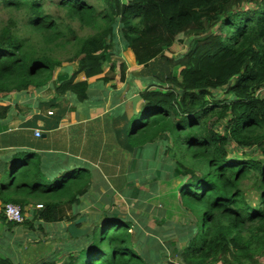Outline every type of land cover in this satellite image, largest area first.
Masks as SVG:
<instances>
[{
	"label": "trees",
	"instance_id": "trees-1",
	"mask_svg": "<svg viewBox=\"0 0 264 264\" xmlns=\"http://www.w3.org/2000/svg\"><path fill=\"white\" fill-rule=\"evenodd\" d=\"M45 2L62 14L46 12ZM0 8L24 13L29 28L27 36L19 33L12 15L0 25L3 94L43 89L59 67L55 93L94 103L103 94H91L87 79L103 73L117 51L115 44L128 47L139 65L163 59L167 67L152 72L138 91L139 109L118 118L117 138L111 141L117 142L121 163L131 160L132 171L141 161L138 156L145 159L149 149L172 140L163 155L170 152L177 162L172 171L181 177L172 195L187 220L177 225L178 240H183L182 246H173L178 261L168 264L264 261V98L257 94L264 86V0H0ZM73 21L93 32L77 35ZM186 36L191 39L181 54H166L183 50ZM60 48L72 50L65 61L74 69L62 68L55 55ZM114 66L110 61L109 69ZM125 69L121 61L122 82ZM79 73L83 79H76ZM110 79L104 74L96 85ZM237 149L242 153H235ZM185 156L189 163L182 160ZM40 163L38 154L21 151L0 161L2 205L13 202L24 212L32 195L42 207L24 224L74 221L62 206L80 201L91 187V171H96L84 163L43 178ZM152 163L141 162L144 167ZM118 171L103 172L111 175L114 190L127 179V170ZM96 218L88 233L75 237L80 239L70 245L74 252L66 259L49 257L33 264H148L150 241L141 237L133 218L103 208ZM0 220L17 224L2 215ZM166 256L163 252L153 264ZM0 264L17 263L0 254Z\"/></svg>",
	"mask_w": 264,
	"mask_h": 264
},
{
	"label": "rangeland",
	"instance_id": "rangeland-1",
	"mask_svg": "<svg viewBox=\"0 0 264 264\" xmlns=\"http://www.w3.org/2000/svg\"><path fill=\"white\" fill-rule=\"evenodd\" d=\"M89 1L95 2V0ZM45 11L54 15L62 14L59 7H57L56 5H48L47 2H45ZM13 12L7 8H0V25L5 22L7 16H15L18 23L17 26L20 29L19 33L27 36L28 31L26 30H28L29 28L27 29L24 26V13L15 11ZM73 23L77 30V35L79 36H84L93 32L91 28L84 26L80 27L76 21H73ZM32 39H35V37H32ZM190 39L191 36H186L183 38V50L174 54H166L169 56H177L181 54L188 46ZM115 46H118L117 51L104 65V71L102 74H108L109 76H111V80L109 82L110 84L120 86L123 83L120 80L119 63L121 61H124L126 63V69L124 71V77L126 79L124 81V87L122 90L126 88L129 90V93L126 95L124 101L126 106H128L130 109L132 108V111H137L142 103V100L139 97L137 98L138 91L142 89L151 79L152 72L158 71L157 69L161 67H167L166 63H164L163 59L161 58L157 59L156 62L149 63L146 66L136 64L134 59H132V63L130 62V54L132 58H134L132 51L120 42L119 44H115ZM69 49L70 48H67V50L60 48L57 52H55V55L63 61L61 64L62 67L69 66V68L71 69V65H69V63L65 61L66 57L72 53V50ZM127 49L130 52L128 61L125 59V52ZM112 60L115 66L114 69L110 70L108 68V65ZM70 64H73V66H75L74 62ZM58 69L59 67H56L54 72H56ZM53 85L54 84H49V86L45 90L47 96L55 95ZM124 91L127 92V90ZM220 94L221 92H219V95ZM124 95L125 93L122 95V98H124ZM226 96L227 94H225L223 97ZM87 140L96 143V145L99 147V158L102 161L107 157L109 153L111 154L117 149L116 143L112 142L111 140L106 141L105 139L100 138L99 136L95 135L94 131L89 132ZM170 145H172L171 138H169L167 142L159 144L157 147L158 149H149L150 152L146 153L147 157L145 158L144 162L147 163L149 160V162H153V165H148L144 170H142L141 167H137L136 169L132 170V172H134V176L131 178V185H133L134 187L131 190L137 194L136 196H133V201H128L127 197H125L126 199L122 198L124 196L120 195L122 194L120 191H108L105 190L104 186H100L98 188L93 185V183H91V187L88 190V196L89 199L95 201L92 202L93 205L87 207L89 208V213H87L88 217L83 218L80 222L82 226L85 228L87 227L89 231L95 220L97 219L96 217L98 216V212L102 208L107 211L115 209L121 215L130 214L128 216L133 218L134 224H136V226L141 228L142 230L141 237H144L143 239H146L147 242L150 241L147 245L150 250L148 264H153V259L161 255L163 252H166L167 256L162 257L161 264H168L169 262L178 261V255L175 253L173 246H182L183 240H178L179 232L177 225L179 222H185V219L187 220V218L184 219V217L180 216L181 210L178 208L175 201L177 196L175 197L172 195V188L175 184H177L181 176L175 175V173L172 171V168L177 163L175 161V157L171 156L170 152H167V155H163L164 149L167 147H171ZM235 153L240 154L242 153V150L237 149L235 150ZM143 158V155L137 157L138 160H142ZM182 160L186 163L190 162H187V156H185ZM92 164L93 162L87 160L84 165L89 169L96 171ZM168 167L171 171L168 169ZM98 172L100 173V170H98ZM98 172L96 171V173L93 174V172L91 171L92 178L97 177ZM117 172L119 171L117 170ZM8 174L9 172L7 173V175ZM100 178H103L105 182L109 179L107 175H105V177L103 175H100ZM91 182H95V180ZM244 182L248 183L249 181L245 180ZM140 186H143L144 188L149 187L150 190H155L153 198L150 202L149 210L143 209V206L140 204L142 199V195H139L140 190L142 189H138L140 188ZM136 189L138 190L136 191ZM96 191H99V193L95 196L94 194ZM249 193L251 194V196L249 197L253 198L255 195L254 190L251 189ZM134 201L135 204L133 203ZM65 209H67V206L63 205L62 212H65ZM134 219H137V221H135ZM65 222L62 221L60 223ZM58 223L59 221L49 222L46 223V225H37L36 223H32L31 225L26 223L25 225L17 224L14 225L15 227L19 228V231H17L18 235L16 236L12 234L13 226L2 227V230L0 229V254L10 256L17 264H33L38 259H49V257L54 258L58 262L63 261L64 259H66L68 254L74 252L69 250L70 245H77L78 239L80 238H69V236H67L68 233L65 231L66 228H64L63 224H59L58 226ZM88 231L86 233H88ZM57 232L60 234H57ZM11 244H13V246ZM72 250H75V247L72 248ZM215 264L226 263L218 261ZM259 264H264V261L261 259V262Z\"/></svg>",
	"mask_w": 264,
	"mask_h": 264
},
{
	"label": "crops",
	"instance_id": "crops-1",
	"mask_svg": "<svg viewBox=\"0 0 264 264\" xmlns=\"http://www.w3.org/2000/svg\"><path fill=\"white\" fill-rule=\"evenodd\" d=\"M125 53V59L128 61L130 52L127 49ZM130 57V62L133 63L132 59L134 58H132L131 54ZM59 69L53 73L50 85H55L53 80ZM103 75L101 73L87 79L90 83V90H92L91 94L94 92L95 94L99 93V95L103 94V99H99V101H95L94 103L93 99H86L85 101L74 100L70 94L61 96L54 93L55 95L53 96H47L45 90L49 85L43 89L30 87L20 92L0 93V106L5 107V110L0 108V161H3L5 157H10L15 152L21 151L24 154L34 152L39 155V159L41 160L40 173L43 178H46L54 176V173L60 172L67 167H80L87 160H90L93 162L92 166L94 169L97 172L100 170L101 173L98 172V176L92 178V181L95 180V182H92L93 185L98 188L104 186L105 190L108 191H120L122 193L120 195L124 196L122 198L126 199L125 197H127L128 201H133V196L137 194L131 190L134 187L131 185V178L134 176V172L130 170V166H132L131 160L121 163V155L117 159L119 154H117L116 149V151H113L111 154L109 153L102 161L99 158V147L96 143L87 140L89 132L92 131H94L95 135L106 141L114 140L118 134V126L116 127V125L120 124L122 120L118 118H122V115L129 117L134 112L132 108L130 109L125 105L124 99L128 89H124L127 92L122 90L124 82L120 86L115 85L113 87L109 83L110 79L105 84L96 85V78ZM83 78V73H79L76 79ZM124 93V98H122ZM257 94L264 98V86L257 91ZM49 111L51 112L49 113ZM36 128L40 129V136L34 135ZM42 134L45 135L43 136ZM114 143L117 142L115 141ZM122 155L125 154L123 153ZM144 160L142 159L137 162L139 164H136L142 170L148 166L144 167L141 164ZM122 167L128 172L123 188L114 190L110 179L107 180L105 178L107 180L105 182L103 178H100V175L105 177L102 172H114V170H120ZM131 172L133 176H130ZM110 174L113 175V173ZM110 176L108 174L109 178ZM138 189H142L139 194L142 195L140 204L143 206V209L149 210L155 190H150L149 187L144 188L143 186H140ZM98 193L99 191H96L94 195L96 196ZM88 194L89 192L81 197L78 203L67 206L65 212L63 211L64 214L69 216L74 215L76 217L75 220H79L80 222L83 218H87V213H89V208L87 207L93 205L92 202L95 201L89 199ZM27 199L30 200V203L24 207V214L26 219H30L33 211L37 210L34 205L40 201H36L32 195L27 196ZM133 203L135 204V201ZM1 207L2 203L0 200V209ZM134 220L137 221V219ZM62 221H59L58 226L59 224H63L64 228H66V223L68 224L69 222L64 221L65 223H60ZM14 225L0 220V229L2 230V227L13 226L12 234L16 236L18 235L17 231H19V228ZM21 225L25 224L21 223ZM57 234L60 233L57 232ZM11 245L13 246V244Z\"/></svg>",
	"mask_w": 264,
	"mask_h": 264
},
{
	"label": "built area",
	"instance_id": "built-area-1",
	"mask_svg": "<svg viewBox=\"0 0 264 264\" xmlns=\"http://www.w3.org/2000/svg\"><path fill=\"white\" fill-rule=\"evenodd\" d=\"M51 111H49L50 113ZM35 136H40L41 132L40 129L34 130ZM35 208L42 207V204L38 203L34 205ZM0 215L4 216V218L7 221L15 222L18 224L24 223L26 216L24 212L22 211V208L19 204L13 203V202H7L2 205L0 209Z\"/></svg>",
	"mask_w": 264,
	"mask_h": 264
},
{
	"label": "water",
	"instance_id": "water-1",
	"mask_svg": "<svg viewBox=\"0 0 264 264\" xmlns=\"http://www.w3.org/2000/svg\"><path fill=\"white\" fill-rule=\"evenodd\" d=\"M42 135L44 136L45 134H42ZM78 223H80L79 220H74L72 222H69L66 226V231L68 235H70L72 238L81 236L88 231L87 227L85 228V227L78 226L77 225Z\"/></svg>",
	"mask_w": 264,
	"mask_h": 264
},
{
	"label": "clouds",
	"instance_id": "clouds-1",
	"mask_svg": "<svg viewBox=\"0 0 264 264\" xmlns=\"http://www.w3.org/2000/svg\"><path fill=\"white\" fill-rule=\"evenodd\" d=\"M18 224V223H17Z\"/></svg>",
	"mask_w": 264,
	"mask_h": 264
}]
</instances>
